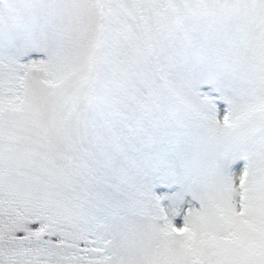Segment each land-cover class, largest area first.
Segmentation results:
<instances>
[{"label":"snow or ice","instance_id":"snow-or-ice-1","mask_svg":"<svg viewBox=\"0 0 264 264\" xmlns=\"http://www.w3.org/2000/svg\"><path fill=\"white\" fill-rule=\"evenodd\" d=\"M0 264H264V0H0Z\"/></svg>","mask_w":264,"mask_h":264}]
</instances>
